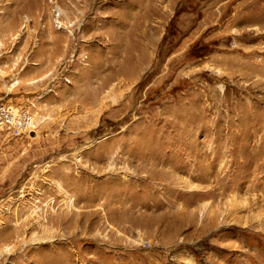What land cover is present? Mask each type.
I'll return each instance as SVG.
<instances>
[{
	"label": "rangeland",
	"instance_id": "374dc122",
	"mask_svg": "<svg viewBox=\"0 0 264 264\" xmlns=\"http://www.w3.org/2000/svg\"><path fill=\"white\" fill-rule=\"evenodd\" d=\"M0 264H264V0H0Z\"/></svg>",
	"mask_w": 264,
	"mask_h": 264
},
{
	"label": "built area",
	"instance_id": "2783aa9c",
	"mask_svg": "<svg viewBox=\"0 0 264 264\" xmlns=\"http://www.w3.org/2000/svg\"><path fill=\"white\" fill-rule=\"evenodd\" d=\"M13 125L17 130L32 131L37 127L34 118L25 114L16 116L11 109L5 105H0V126Z\"/></svg>",
	"mask_w": 264,
	"mask_h": 264
}]
</instances>
